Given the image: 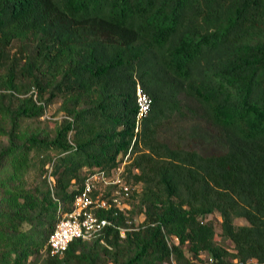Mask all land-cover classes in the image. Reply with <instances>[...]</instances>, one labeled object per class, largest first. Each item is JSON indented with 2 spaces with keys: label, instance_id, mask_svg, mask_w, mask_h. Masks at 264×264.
Listing matches in <instances>:
<instances>
[{
  "label": "trees",
  "instance_id": "trees-1",
  "mask_svg": "<svg viewBox=\"0 0 264 264\" xmlns=\"http://www.w3.org/2000/svg\"><path fill=\"white\" fill-rule=\"evenodd\" d=\"M137 85L151 99L138 125ZM57 99L53 135L20 130ZM187 99L206 123L190 136L214 151L159 137ZM32 151L41 180L28 186ZM128 151L131 208L100 215L134 229L109 226L50 254L59 207ZM214 212L233 251L215 241ZM34 254L43 264H264V0H0V264Z\"/></svg>",
  "mask_w": 264,
  "mask_h": 264
},
{
  "label": "built area",
  "instance_id": "built-area-1",
  "mask_svg": "<svg viewBox=\"0 0 264 264\" xmlns=\"http://www.w3.org/2000/svg\"><path fill=\"white\" fill-rule=\"evenodd\" d=\"M137 116L136 125L147 114L151 99L139 85L136 89ZM138 127L135 128V131ZM128 151L114 167L100 169L90 173L84 180L81 190L74 196L71 209H58V219L48 236L47 245L52 255H62L70 242L76 239L89 240L107 227L119 231L120 236L134 229L132 220L126 224L118 220L101 216L100 212L111 210L114 216L131 208L132 186L125 179V166L129 161Z\"/></svg>",
  "mask_w": 264,
  "mask_h": 264
},
{
  "label": "rangeland",
  "instance_id": "rangeland-1",
  "mask_svg": "<svg viewBox=\"0 0 264 264\" xmlns=\"http://www.w3.org/2000/svg\"><path fill=\"white\" fill-rule=\"evenodd\" d=\"M60 100L57 99L55 102L50 104L45 110V114L39 118L35 119H21L19 128L21 131L31 132H41L43 134L53 135L54 128L58 121L63 117L62 112L59 111ZM194 101L187 99L183 100L182 108L179 113L171 118L169 124L163 127L159 137L167 141L173 146H184L197 148L198 150L207 152L214 151L215 147L211 144H207L198 138L192 137L189 134V129L192 126H206L205 121L200 117L199 111L191 112L194 109ZM8 122V121H7ZM2 141L4 142L3 138ZM31 162L32 166L29 168L28 172L25 174V180L28 186H34L38 184L41 180V166L39 162V157L34 151L31 152ZM134 216L135 225L140 223L143 216L136 213ZM208 218L213 222L215 228V241L218 244L223 245L228 250L233 251V243L230 240H225L221 235L220 221L221 218L217 212H214L208 216ZM234 223L237 225L245 224V221L241 218L234 219ZM176 238L169 239V244L176 242ZM187 246H184V253L187 257H191V253L187 250ZM201 258L205 259L206 254L201 253ZM44 254H34L30 256L25 264H43ZM171 264H176L175 260L172 258Z\"/></svg>",
  "mask_w": 264,
  "mask_h": 264
}]
</instances>
